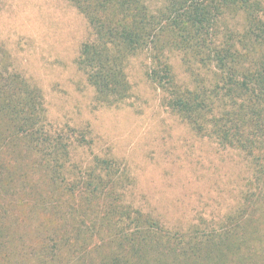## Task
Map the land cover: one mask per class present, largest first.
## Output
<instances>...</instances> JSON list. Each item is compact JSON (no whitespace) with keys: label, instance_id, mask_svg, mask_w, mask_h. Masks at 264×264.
Here are the masks:
<instances>
[{"label":"rangeland","instance_id":"rangeland-1","mask_svg":"<svg viewBox=\"0 0 264 264\" xmlns=\"http://www.w3.org/2000/svg\"><path fill=\"white\" fill-rule=\"evenodd\" d=\"M89 37L69 0H0V264H78L81 206L62 189L96 158L122 173L124 203L170 231L218 225L242 204L247 160L163 103L147 78L145 53L128 61L127 99L97 100L76 64ZM170 60L177 79L188 82L179 54ZM28 90L34 114L26 120L19 97ZM56 140L68 152L58 172ZM67 237V247L60 245Z\"/></svg>","mask_w":264,"mask_h":264},{"label":"trees","instance_id":"trees-1","mask_svg":"<svg viewBox=\"0 0 264 264\" xmlns=\"http://www.w3.org/2000/svg\"><path fill=\"white\" fill-rule=\"evenodd\" d=\"M69 1L89 25L76 64L99 102L130 96L128 61L145 53L163 103L197 134L238 149L251 169L237 211L218 225L170 231L124 203L122 173L96 158L62 189L81 206L78 264H264V0ZM173 53L188 82L177 79ZM26 92L19 102L29 120L34 93ZM56 141L58 172L68 152Z\"/></svg>","mask_w":264,"mask_h":264}]
</instances>
